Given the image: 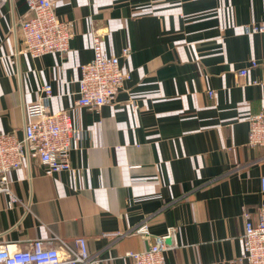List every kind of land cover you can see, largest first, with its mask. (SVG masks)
I'll return each mask as SVG.
<instances>
[{
	"label": "crops",
	"instance_id": "0c3cea01",
	"mask_svg": "<svg viewBox=\"0 0 264 264\" xmlns=\"http://www.w3.org/2000/svg\"><path fill=\"white\" fill-rule=\"evenodd\" d=\"M52 2L70 49L35 60L16 53L11 32L25 2L0 8V133L21 139L22 110L48 85L51 113L69 114L81 139L68 172L49 177L31 160L8 173L15 202L0 194V243L62 250L83 237L101 264H131L127 252L173 229L164 264H234L241 211L257 219L264 203V149L246 144V118L264 106V35L246 28L264 26V0ZM93 31L108 56L129 48L119 65L130 79L98 111L74 104ZM142 224L147 242L132 231Z\"/></svg>",
	"mask_w": 264,
	"mask_h": 264
},
{
	"label": "built area",
	"instance_id": "2783aa9c",
	"mask_svg": "<svg viewBox=\"0 0 264 264\" xmlns=\"http://www.w3.org/2000/svg\"><path fill=\"white\" fill-rule=\"evenodd\" d=\"M29 16L14 23L11 32L20 36L19 48L30 59L57 54L64 56L70 49L72 37L69 24L54 15L52 0H23ZM8 0H0V8ZM250 34H263L264 26L246 28ZM90 43L92 58L79 67L76 81V107L100 110L103 105L112 104L123 84L130 79L128 72L120 69L119 58L129 55V48H123L119 56H108L103 51L102 33L93 31ZM259 61H250L249 68H256ZM247 69L239 71L238 76L247 75ZM40 96L32 104L23 108V136L18 139L11 133H0V194L7 196V205L15 202L9 189L8 173L22 167L25 162L36 160L43 167L45 175L51 177L59 172L70 171L69 153L79 148L81 132L72 125L66 112H52L49 101L51 88L44 85ZM211 97L213 91H208ZM247 146L264 149V106L257 114L249 115ZM264 192V177L261 178ZM257 219L246 209L241 211L244 227L241 236V254L234 264H264V203L257 209ZM134 233L141 235L146 242L150 240L147 226L139 225ZM155 237L139 252H127L124 257L131 264H164L165 252L171 246L170 236ZM59 241V240H58ZM169 241V242H168ZM53 241L33 240L24 250L13 248L9 243H0V264H101V260L87 250L86 240L78 237L72 246L59 241L58 247Z\"/></svg>",
	"mask_w": 264,
	"mask_h": 264
},
{
	"label": "water",
	"instance_id": "95a60500",
	"mask_svg": "<svg viewBox=\"0 0 264 264\" xmlns=\"http://www.w3.org/2000/svg\"><path fill=\"white\" fill-rule=\"evenodd\" d=\"M169 242V241H168Z\"/></svg>",
	"mask_w": 264,
	"mask_h": 264
}]
</instances>
